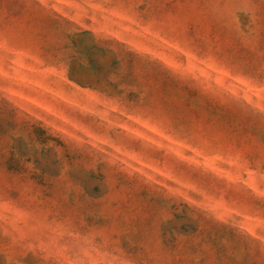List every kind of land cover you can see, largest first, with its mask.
Here are the masks:
<instances>
[{
    "label": "rangeland",
    "instance_id": "obj_1",
    "mask_svg": "<svg viewBox=\"0 0 264 264\" xmlns=\"http://www.w3.org/2000/svg\"><path fill=\"white\" fill-rule=\"evenodd\" d=\"M0 264H264V0H0Z\"/></svg>",
    "mask_w": 264,
    "mask_h": 264
}]
</instances>
